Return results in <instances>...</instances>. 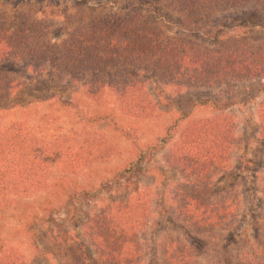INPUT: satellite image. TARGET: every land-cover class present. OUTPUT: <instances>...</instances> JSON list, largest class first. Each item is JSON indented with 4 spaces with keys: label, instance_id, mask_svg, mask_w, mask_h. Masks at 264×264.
<instances>
[{
    "label": "rangeland",
    "instance_id": "obj_1",
    "mask_svg": "<svg viewBox=\"0 0 264 264\" xmlns=\"http://www.w3.org/2000/svg\"><path fill=\"white\" fill-rule=\"evenodd\" d=\"M124 19L205 49L228 39L264 46V8L224 10L211 21L189 23L167 0H0V130L21 133L50 155L48 163L34 165L31 183L42 180L40 188L0 192V264L8 250L18 264H95L89 222L137 195L146 197L151 212L140 231L143 264H163L161 246L173 238L192 244L199 264H254L251 250L264 242L258 120L264 79L189 88L142 71V88L128 97L134 105L139 95L149 106L134 112L114 88H94L97 76L112 82L124 71L102 68L85 35L92 23ZM219 115L233 121L235 142L225 169L208 182L207 197L233 195L240 207L227 229L210 236L180 217L175 191L186 179L167 156L189 122ZM23 148L13 149L21 154L20 173L30 161ZM68 190L91 196L69 199Z\"/></svg>",
    "mask_w": 264,
    "mask_h": 264
},
{
    "label": "trees",
    "instance_id": "obj_2",
    "mask_svg": "<svg viewBox=\"0 0 264 264\" xmlns=\"http://www.w3.org/2000/svg\"><path fill=\"white\" fill-rule=\"evenodd\" d=\"M167 1L189 23L211 21L219 11L264 8V0ZM86 31L85 35L97 53L95 57L102 65L98 67L124 71L112 82L104 76H97L93 81L94 88L100 90L106 85L114 88L120 93L123 105L130 104L131 110H137L134 112H143L149 106V102L139 95L134 105L133 99L128 97L129 90L142 88L137 78L142 71L153 72L166 84L189 88L264 79V46L228 39L217 47L205 49L144 28L138 21L130 19L101 26L92 23ZM258 120L259 133L264 139V101L259 106ZM235 129L233 121L222 115L212 120L191 121L183 131L180 143L167 156V163L186 179L180 184L185 188H177L175 197L180 198V217L195 233L206 232L213 236L227 229L237 216L239 197L232 195L216 200L207 197L208 182L228 164L235 142ZM12 134L10 129L0 130V192L13 194L19 191L27 195L42 184V180L37 179L31 183L38 171L34 165L48 163L50 155L46 154L48 150L40 147L33 149L32 139H24L21 133L13 137ZM169 139L168 136L165 140ZM18 143L25 147L22 152L27 153L25 155L30 159L25 165V173H20L21 154L13 151ZM68 195L69 199L91 196L86 190H68ZM146 201L145 196L137 195L131 203L109 205L89 222L85 231L94 250L95 264H143L140 231L148 225L151 215ZM161 247L163 264H199L197 249L179 238L169 239ZM258 247L251 250L253 262L264 264V242ZM17 262L14 253L8 250L3 264Z\"/></svg>",
    "mask_w": 264,
    "mask_h": 264
}]
</instances>
